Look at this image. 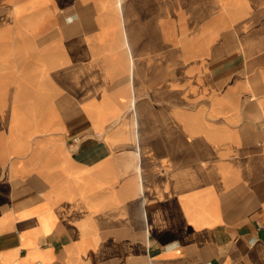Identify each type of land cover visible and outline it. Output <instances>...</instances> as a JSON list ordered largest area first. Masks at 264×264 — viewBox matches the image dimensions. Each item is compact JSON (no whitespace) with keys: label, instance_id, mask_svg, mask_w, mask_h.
Listing matches in <instances>:
<instances>
[{"label":"crops","instance_id":"obj_1","mask_svg":"<svg viewBox=\"0 0 264 264\" xmlns=\"http://www.w3.org/2000/svg\"><path fill=\"white\" fill-rule=\"evenodd\" d=\"M0 264H264V0H0Z\"/></svg>","mask_w":264,"mask_h":264},{"label":"built area","instance_id":"obj_2","mask_svg":"<svg viewBox=\"0 0 264 264\" xmlns=\"http://www.w3.org/2000/svg\"><path fill=\"white\" fill-rule=\"evenodd\" d=\"M71 141H72V142H76V141H77V137H73V138L71 139Z\"/></svg>","mask_w":264,"mask_h":264}]
</instances>
